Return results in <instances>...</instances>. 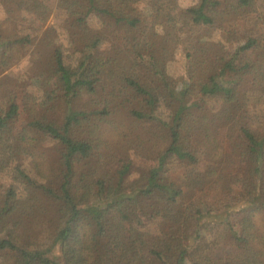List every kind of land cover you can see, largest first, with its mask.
<instances>
[{
  "label": "trees",
  "instance_id": "trees-1",
  "mask_svg": "<svg viewBox=\"0 0 264 264\" xmlns=\"http://www.w3.org/2000/svg\"><path fill=\"white\" fill-rule=\"evenodd\" d=\"M0 264H264V0H0Z\"/></svg>",
  "mask_w": 264,
  "mask_h": 264
},
{
  "label": "rangeland",
  "instance_id": "rangeland-1",
  "mask_svg": "<svg viewBox=\"0 0 264 264\" xmlns=\"http://www.w3.org/2000/svg\"><path fill=\"white\" fill-rule=\"evenodd\" d=\"M197 2V0H180V4L182 7H190L192 5H194L195 3ZM61 14L59 13V11H56L55 14L53 15V17L51 18L49 24L50 25H57L58 23H60V20H61ZM29 65V62L27 59H25L20 65L18 68L14 69L13 71L14 72H20V71H23L25 70ZM180 63L179 61L175 64V68L178 72V74L181 73V69H180ZM133 160H134V169H133V175H132V180H135L137 177H138V173H139V169L140 168H143L144 166H147L149 165L148 163H146L144 161V159L142 157H138V156H132ZM152 229L155 230V228L152 226ZM197 238V233H195L193 235V238L192 239H189L190 240V243L191 242H195L193 241V239H196ZM52 257L54 258H59L60 256V252L58 249L54 250L53 253L51 254Z\"/></svg>",
  "mask_w": 264,
  "mask_h": 264
}]
</instances>
